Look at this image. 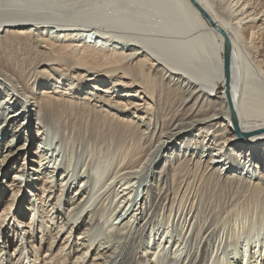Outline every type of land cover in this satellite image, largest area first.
<instances>
[{
	"label": "bare ground",
	"instance_id": "bare-ground-1",
	"mask_svg": "<svg viewBox=\"0 0 264 264\" xmlns=\"http://www.w3.org/2000/svg\"><path fill=\"white\" fill-rule=\"evenodd\" d=\"M220 2L221 0H0V51L7 50L5 46L16 48L14 44L10 45L13 42L11 37L7 41L9 37L6 36L7 39L1 42V34L4 33L20 37V40L24 41L22 49L18 48L20 43L15 42L21 56L29 53L30 49L37 48H42L45 53V59L42 58L44 60L38 66L45 68L35 70L34 73L24 71L25 65L17 64V60L15 65L11 61L13 59L0 58V66H3V62L7 63L6 68L0 69L1 76L3 75L5 81L20 85L26 95L24 103L28 105H21L16 96L0 84V139L6 141L2 147L4 154L6 153L4 163L14 159L25 146V151L31 147L28 144L31 142L29 131L30 127L32 129L34 126L32 123H35L33 137L39 142L33 154L40 155L38 159L41 166L51 162H46L47 141L51 139L46 137V130L52 127L59 132L57 144L60 147L57 154L61 158L53 171L63 167L62 161L68 162L67 168L71 171L85 162L88 170L83 180L86 188L84 199L74 200L70 195L73 181H66L57 190L55 185L47 181L38 189L36 184L26 183L25 188L28 190L25 195L29 202L27 207L18 205L17 211L21 221L28 220L33 226L32 234L39 233V227L43 225L42 213L44 208H47L49 212H45L49 216L48 223L51 224L52 230L58 232L52 245L60 244L62 249L76 246L77 264H115L113 262L117 259L107 255L106 247L112 240L129 241L131 226L134 225L130 219L120 220V226L114 225V220L119 218L115 204L118 192H115L114 186L121 181L127 183L143 176L146 179L150 175L160 177L164 165L158 174L151 166L156 162L154 156H157L160 149H163L162 152L169 149L163 148L162 145L163 140L169 138L172 131L194 130L192 133L202 138L199 143L208 148L213 144L212 139L214 140L215 136L220 137L213 144L217 147L218 157L211 155L203 163L201 160L191 161L192 157L189 159L194 167L202 168V172L207 173L205 176L210 179L214 177L246 188L245 177L248 173L243 175V170L239 172L240 160L242 163H249L247 167H252L250 171H264V77L260 61L256 62L262 48L257 45L255 47L254 43L259 35L264 36V15L263 12L255 13L249 5L242 3L241 6L226 7L227 10L221 12ZM215 27L223 32L229 41L227 78L224 39ZM114 29L129 32L118 34ZM242 30L249 34L247 41ZM131 32H138L140 35L136 37L130 35ZM79 33H86L87 36ZM89 36H94V44L90 47L87 46ZM118 45L130 48L120 47L117 50L114 47ZM0 57H3L1 53ZM22 57L26 61V56ZM130 65H138L140 68L145 66L148 72L154 68V72L150 73L151 77L156 71L160 81L164 79V84L180 91L181 95L178 96H181L182 100L181 109L170 114L160 110L158 112V108H154L152 104L149 106V100H155V97L159 96L156 94L157 89L153 90L154 82L149 76H146L147 80L143 76L144 83L131 78ZM109 72H113L117 78L111 81L112 91L107 86L100 90L98 86L105 85L110 80L103 78V75L107 78ZM118 79H125L126 83L121 84ZM87 87L91 88V91L80 97L82 90ZM114 87H127L128 91L135 89L137 100L127 106L131 111L134 110V113H141L142 117L136 118L132 114L131 119L123 114L125 109L121 105L125 103L111 101L112 98L108 97L109 92L118 94L119 91L113 90ZM98 91L107 96L108 100L98 95ZM121 93L120 97H132L130 93ZM104 103L112 105L116 112H107ZM76 109L80 115L84 110L106 117L113 115L118 118L120 125L132 127L134 131L128 129L122 135L115 131L113 135L104 136L107 137L105 143H108L109 150L93 155L91 160L87 159L86 162L81 153L74 151L78 150L76 143L80 144L77 142L79 131L76 133L72 129L68 130L62 121H56L54 118V114L58 113L72 117ZM233 118L236 120L235 124ZM133 119H138L140 124L138 121L133 122ZM214 125H219V132L222 134L212 130ZM139 127L143 128L138 131L141 144L138 143L140 147L137 145L136 150H133L134 148L130 149L133 144L129 143H137L134 137ZM62 133L66 137L64 145L60 139ZM152 136L156 138L155 143L151 140ZM197 143L185 142L181 148L187 151ZM17 144L22 146L17 148ZM56 162L57 160L53 162L52 168ZM158 163L157 161L156 165ZM179 167L174 168L172 181L181 177L178 175L181 170ZM248 176L252 177V174ZM252 185L255 187L248 186L252 193H256L252 197L260 196L252 200L264 208V183ZM16 186L17 184L11 181L7 187L14 192ZM155 190L153 187V195ZM175 193L173 191V194ZM173 194L171 193L170 197L174 196ZM168 201L170 202L169 199ZM69 202L70 206L65 210ZM13 220L16 221L18 235H21L19 239H24L20 240L23 245L29 226L16 218ZM144 223L146 224V220L137 222L136 226L142 228ZM185 231L183 246L172 255H169L164 247L149 254L148 247H145L146 242H141L138 246L142 245L136 253L133 251L135 255L124 258V261L118 264H206L213 254L208 249L210 234L200 232L202 236L191 246V239H195L194 235L199 231L191 225ZM74 234H77L75 239ZM9 245L7 243L6 248H9ZM29 251L30 249L21 251V262L24 264L29 261V257L25 256ZM251 260L252 258H249L246 264H253L251 262L254 261ZM244 262L241 263L245 264ZM29 264L32 263L29 261Z\"/></svg>",
	"mask_w": 264,
	"mask_h": 264
},
{
	"label": "rangeland",
	"instance_id": "rangeland-1",
	"mask_svg": "<svg viewBox=\"0 0 264 264\" xmlns=\"http://www.w3.org/2000/svg\"><path fill=\"white\" fill-rule=\"evenodd\" d=\"M220 3H222L220 6L221 12H224V10L226 11V7H234V5L236 7L241 6L242 3L249 5L251 10L256 11L255 13L263 12L262 14L264 15V0H221ZM244 27L245 26L243 25L242 29H244ZM114 31H116L118 34L123 32H129L127 30L121 31L119 29H114ZM91 32H93V30ZM110 34L113 33L110 32ZM242 34L245 40L247 41L249 36L248 32L242 30ZM80 35L87 36L86 33H81ZM95 35L98 36V34ZM130 35L138 37L140 34L138 32H131ZM1 36L3 38L1 39V42L5 41V39L9 37L7 41L12 38L11 41L14 42H11V46L14 44L13 46L17 48V45H15L16 42V44L20 43L21 45L20 46L18 44L19 49L23 48L24 41H21L20 37H14V35L10 36L4 33H2ZM93 37L94 36H89V38L87 37V46H93ZM258 38H256L254 41L255 47L257 45V47H261L262 49L259 50V57L256 59V62L259 63L260 61V68L261 70L263 69L261 73L264 77V36L259 35ZM120 47L130 48L129 46L120 45L114 48L118 50L120 49ZM16 48L11 49L5 46V49L7 50L0 51L1 55H3V57L0 58L13 59L11 61H13L14 64L18 61L17 64H23V66L25 65L24 71L26 72L34 73L35 70L45 68L38 67L39 64L45 59V53L43 52L42 48V50L40 48H37L35 50L30 49L29 53L22 55L26 56V61L22 59L23 57L21 56V51ZM82 52L83 51H81V54ZM78 53L80 52L78 51ZM39 54H41L42 57ZM6 66L7 63L4 64L3 62V66H0V69H3L4 67L6 68ZM130 68L132 71V74L130 76L131 78L144 83V81L142 80L143 76H145V80H147V77L149 76V78L152 79V82H154L153 90L157 89L156 94H159V96L155 97L157 100H149V106H151L152 104L154 108H158V112L160 110V112L164 111L170 114L176 113V111L181 109L182 100H180L181 96H178L181 95L180 91L176 87L173 88L168 84H164V79L163 81H160L159 74L157 75L156 71L153 74V77H151L150 73L154 72V68H151L150 72L147 71V68L145 66H142L140 68L138 65H130ZM107 75V78L104 75L103 78L110 80H108L105 85H99L98 87L100 88V90L104 89L105 86L109 87V90H111V88L113 87L111 81H114L112 79H117L116 77H114L113 72H109L107 73ZM67 77H69V75H67ZM117 81L121 84L126 83L125 79H118ZM158 82H160L161 84ZM0 84L5 88L7 87L12 93V95H15L16 99L20 101L19 103L21 105L26 104L24 103L26 95L23 93L24 90L20 87V85L16 86L15 83L5 81L3 75L1 76V73ZM164 87H169V89L167 90ZM126 88L127 87H114L113 90H118V94L114 92H109L108 94L110 95H108V97L112 98L111 101L116 100V102H122L123 104L125 103V105L121 106H123L122 108L125 109L123 114H125L126 117H130L131 119L133 118V115H135L136 118L142 117L143 115L141 113H134V110L131 111V108L127 106L128 103L134 104V100H137V97H135V89H130L128 91V88ZM90 91L91 88L87 87L86 89L82 90L80 97L87 95V93H89ZM121 92H123L124 94L130 93L132 97H120L122 94ZM97 94L104 97L105 100H108V97L105 96L103 93L101 94V92L98 91ZM103 106L104 109H106V111L109 113L116 112L113 109L114 107H112V105L110 104L104 103ZM75 112L76 113L72 117L65 115L63 116L62 113H58L56 115L54 114V118L56 119V121H62L68 130L72 129L73 132L76 133L79 131L77 133V142L79 141L80 144L76 143V148H78V150L75 149L74 151L81 153L86 162L88 161L87 159L91 160L93 155H97L100 153L103 154L104 150H109L108 143H105L107 137L104 136L113 135L115 131H118V133L121 135L123 132L125 133V131L128 129L134 131L132 127H129L125 124V126L120 125L118 118L113 115L112 117H106L95 112L89 113L86 110H84L83 114L80 115L79 111L77 112V109ZM135 121H138V119H133V122ZM138 123L140 124L139 121ZM32 125L35 126V123H32ZM86 125L90 128L86 127ZM1 126L2 125L0 122V128ZM33 127L32 129L30 127L29 131L31 142H28V144L31 147L25 151V149L27 148V146H25V148L21 150V152H18L19 154L16 155L14 159L10 161L8 160V162L6 163H4V159H6V153L4 154L5 150L2 149L6 141L0 139V264H8L9 262L12 264H24L23 262H21V251L23 249L24 251L30 249L29 254L25 253V256L29 257L28 260L32 264H77V259H75L77 255L76 246L73 245L70 248L62 249V246L60 247V244L52 245V242L54 241L55 236L58 235V232L54 231V229L52 230L51 224L48 223L49 216L46 212L49 211L47 210V208H44L43 210V215L41 219L43 225L42 227H39V233L37 235L36 233L32 234L33 226L28 223V220H22L23 223L26 224V226H29V228L26 229L27 233L24 236L26 242L23 245L20 244V240L22 241L24 239H19L21 235H18V230L17 228H15L16 221L13 219L16 218L18 221L22 222L19 218L17 208H19L18 205H22L25 207H27L28 205L29 201L26 200L27 198L25 195V192L28 190V188H25L26 183L29 182L32 184H36V188L38 189V187H40L42 184H46L45 182L47 181L50 182L52 185H55V189L57 190L60 186L64 185L66 181L69 183L73 181V186L71 187L72 189L70 190V195L74 197V200H77L78 198L84 199L86 195V191H84L86 189L84 186L85 181L83 180L88 170L86 169V165L84 164L85 162L80 163L75 170L73 168V170L71 171L70 168H67L68 162L62 161L61 164H63V167H60L59 170L53 171V169L57 167L59 163L58 160L61 159L60 155L57 154L60 147L57 144V137L59 135V132L57 131V129L49 127L46 130V137L51 139L47 141L48 144L46 146V155L48 159H46V162H49V160L51 162L48 163V165L41 166L40 159H38L40 155L33 154L34 150L37 148V143L39 142L37 141L38 139L35 138V136L33 137V135L35 134ZM218 127L219 125H214L212 130L218 134H222L221 132H219ZM141 128L142 127H139V129L137 128L136 130L137 132L135 131L134 139H136L134 141H136L137 143H129L130 145L133 144L131 145L130 149L134 148L133 150H136L135 147L137 148V145L139 146V144H141L139 139L141 135H139L138 132L143 130V128ZM179 131L180 130L172 131L170 134L171 136L163 140L164 144L162 145V147H168L169 149L166 150V152H168H162L163 149H160L157 156H154L155 161L159 162L157 165L156 162H154V164L151 166V168L153 167V170L155 169L156 174L161 171V167L162 165H164V169L162 168L163 170L160 177H152V175H150L146 179L143 176L141 178H137L136 180L132 179L130 182L128 181L127 183H125V181H121L120 183L114 186L116 189L115 192H118V200L115 204L117 209V215H119V218L117 217L114 220L115 222L113 223H115V226H120V220L125 219V221H128V219H130L133 220L132 223L134 226H131V236H129L130 240H112V243L106 247L108 252L107 255H109L110 258H116V262L113 263L118 264V262H123L124 258L127 259L129 256L135 255L136 250L139 249L143 242H146L145 247H148L147 251L149 254L155 251L158 252L164 247V249L169 253V255H172L175 250H180V248L183 246L182 241L184 240L185 242L186 239V236H184L186 235L185 230L188 228L189 225H191L195 230L199 231L195 233V239H191V246L196 244L198 238L202 236L200 232H205L207 233L206 235L210 234L211 236V242L208 246V249L209 252L211 251L213 252V254L207 259L206 264H242L244 261V263L246 264V261L249 258H252L251 261L254 262L251 263L253 264H264V208L262 206L259 207L256 201L252 200V198H255L252 197V195L256 193H252V189H250L252 187H255L252 184L264 183L262 182L264 181V171H256L255 169L250 171V168L252 167H247L249 163L247 164L246 161L242 163V160H240V168L238 167L239 172L243 170L241 173L243 175H245L246 172L248 174H252V177H249L248 174L245 177V183L247 185L246 188L241 187L240 185L234 184L232 182L228 183L222 180H217L214 177L210 179L208 176H205L207 175V173L202 172V168L197 166L194 167L191 161L194 162L196 160H201V163H203V161L207 158H210L211 155L213 157H218L219 153L216 151L217 147L213 146V144H215V141L220 137L215 136L214 140L212 139L213 144H211V147L208 148L206 145L199 143L201 142L200 140L202 138H200L199 136H195L194 133H192L194 130H192V132L187 130H181L180 132ZM226 133L229 134V132ZM191 134H193L194 136H192ZM60 139L61 144L64 145V143H66V137L65 135H63V133L60 135ZM151 140L153 143H155L156 138L152 136ZM195 141L198 142L194 145L195 147L193 146L192 148H188L187 151L185 150V148H181V146L185 142L194 143ZM87 142L89 145H87ZM262 143L264 144V141ZM16 146L17 148H20L22 144H17ZM191 157L192 159L191 161H189ZM55 160H57V162L52 168L53 162H55ZM178 167L181 169V172H178V175H181V177L178 178V180L172 181L171 179L173 170L174 168ZM201 174L203 175L202 177ZM63 179L65 180L62 181ZM11 181H14L17 184V188L14 189V192L13 190H9L7 187ZM249 185L250 188H248ZM153 187L156 188L154 195L152 192ZM20 189L23 190V192ZM5 190L8 191L5 192ZM173 191L174 193L177 191V194H173ZM171 193L174 196L170 197ZM258 198H260V196ZM168 199L170 200V202L168 201ZM70 202L69 204H66L65 210L70 206ZM144 202L146 203L145 205ZM155 205L157 207H155ZM28 217L29 215H27L26 218ZM145 220L146 224L144 223V226L142 228H138L136 226L137 222H142ZM76 235L77 234L73 235L74 239L76 238ZM35 236L38 238L36 239ZM32 238H34V240ZM141 242L142 244L138 246ZM7 243L10 244L9 248H6ZM92 256L93 255H91V257ZM29 261L27 264H29Z\"/></svg>",
	"mask_w": 264,
	"mask_h": 264
},
{
	"label": "water",
	"instance_id": "water-1",
	"mask_svg": "<svg viewBox=\"0 0 264 264\" xmlns=\"http://www.w3.org/2000/svg\"><path fill=\"white\" fill-rule=\"evenodd\" d=\"M205 16V15H204ZM215 30H217L222 36H223V39H224V43H223V48H224V58H225V77L227 78L228 76V73H229V65H228V57L230 55V48H229V41L228 39L226 38V36L224 35L223 32H221L219 29H217L215 27ZM233 123L235 124L236 123V120L235 118H233Z\"/></svg>",
	"mask_w": 264,
	"mask_h": 264
}]
</instances>
